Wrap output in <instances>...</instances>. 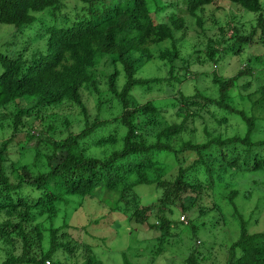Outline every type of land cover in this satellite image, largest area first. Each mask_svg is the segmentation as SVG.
Wrapping results in <instances>:
<instances>
[{
	"label": "trees",
	"instance_id": "16d2710c",
	"mask_svg": "<svg viewBox=\"0 0 264 264\" xmlns=\"http://www.w3.org/2000/svg\"><path fill=\"white\" fill-rule=\"evenodd\" d=\"M148 1L80 0L88 7L81 5V10H74L76 19L70 27H44L41 24L36 27L34 38H42L44 45L29 52L27 48L17 49L19 37L28 28H35V13L46 9L61 10L62 1L0 0V25L13 27L12 40L6 45L13 46V51L3 53L0 50V129L7 126L11 131L10 138L0 144V243L11 247L2 264H63L60 253L67 254L69 260L74 258L78 243L63 231L72 227L65 224L50 229L47 232L48 248L44 251V234L36 223V218L43 216L53 220L58 214V205L67 204L70 197L93 198L97 189L105 195L117 194L112 211H119L117 205L122 202L131 208L130 222L139 226L147 225L146 214L153 211L157 221L148 227L159 231L158 244L163 246L173 224L181 223L167 217L163 212L165 208L172 214V207L179 206L184 218H188L186 225H190L192 214L197 219L219 210L214 202L208 209L200 206L205 187L219 188L216 184H222L228 176L239 172L264 170V139H255L258 127L264 132V81L259 83L260 71L254 78L256 83H251L256 90L245 98L229 96L239 78L249 72L241 68L229 79L213 75L212 82L218 87L215 95L203 93L198 87H194L191 95L176 90L173 98L159 102L163 106L153 100L139 102L134 95L136 90L150 93L160 87L171 88L167 86L169 84L187 82L190 75L184 70H188L190 64L179 56L175 33L186 29L184 15L193 19L196 27L204 32L202 14L219 1L255 14L256 20L248 27L230 24L226 29H220V38L215 42L208 37L204 56L210 61L222 52L235 53L243 45L264 47L261 1ZM164 10L168 11L163 13ZM61 17L67 20L62 14ZM165 41L170 47L154 53L153 48ZM155 54L166 64L168 77L137 78L139 69L155 59ZM180 60L182 64H176ZM101 65L120 66L122 71L115 69L107 74ZM245 66L250 68L249 63ZM121 74L124 82L119 86L117 78ZM100 77L106 79L108 101L115 102L121 113L114 120L91 119L88 112L83 91L92 90L98 96L102 95L98 89ZM239 89L243 91L245 87ZM245 102L246 108L243 107ZM164 106H171L180 121L165 123L160 115ZM64 107L79 112L84 129L73 133L69 129L71 122L64 120L60 125L68 133L61 138V131L57 132L58 125H55L58 114L53 110ZM202 111L209 112L210 116L217 114L223 122L231 118L244 123L245 132L195 142L188 135L189 121L201 117ZM112 124L124 131L119 139L120 148L103 157L89 155L86 142L90 139L98 147L117 141L118 128L112 132L106 129ZM21 132L36 143L33 148L35 163L43 158L38 150L40 146L49 151L44 156L46 172L33 175L27 166L15 168L14 163L8 170L10 144ZM159 153L170 154L177 161L181 154L190 153L194 160L187 167L179 164L170 180L158 177L151 180L146 172L148 167L162 170L156 167L158 163H153ZM35 163L32 167L37 166ZM192 172H202L207 186L196 177L191 178ZM139 185H155L161 194L160 206H139L135 191ZM236 196L237 191L227 195L233 206ZM107 200L110 205L111 201ZM197 209L200 214L196 213ZM234 214L240 232L237 240L230 244L226 264H264V230L248 233L247 223L235 206ZM191 230L195 233L198 227L192 225ZM195 243L200 244L198 240ZM82 245L85 254L81 264H102L93 255L90 245ZM195 247L192 250L197 252ZM161 252L158 248L157 253ZM198 255L192 252L186 263L198 264ZM123 264L131 263L124 258Z\"/></svg>",
	"mask_w": 264,
	"mask_h": 264
},
{
	"label": "rangeland",
	"instance_id": "374dc122",
	"mask_svg": "<svg viewBox=\"0 0 264 264\" xmlns=\"http://www.w3.org/2000/svg\"><path fill=\"white\" fill-rule=\"evenodd\" d=\"M61 1L63 5L61 10L46 9L41 13L34 14L36 17L35 28H28L24 31V34L16 42L17 49L24 50L27 48L29 52L33 49H41L44 45L43 39H35L33 35L37 30V26L41 24L44 27L60 26L68 28L76 19L74 10H81V5L88 7L82 4L80 0ZM260 1L262 13L264 14V0ZM160 5L161 2H159L158 8H160ZM167 11L164 10L163 13ZM61 14L67 20H63ZM202 15L204 32L196 27L193 19L184 15L186 29L181 33H175L176 46L180 52L179 56L181 60L183 59L190 64L188 70H184L190 75L187 82H183V84H169L167 86L171 88L160 87L153 89L150 93L136 90L134 91V95L137 101L143 103L147 100H153L160 105L159 102L165 103L163 100L173 98L176 90H181L185 95H191L194 92V87H198L203 93L208 95H215L218 87L212 82L213 75L216 74L218 77L229 79L236 75L240 68L245 71L249 70V72L239 78L236 86L230 89V97L241 95L245 98L248 94L253 93L256 87L251 83H256L254 78L258 76L257 71H260L259 78L261 79L259 83L264 81L262 79L264 76V47L261 45H243L238 50L240 51L238 54V51L235 53L225 52L224 54L222 52L218 58L214 57L210 61L204 56L208 45V37L213 38V42L217 41L220 38V29H226L230 24H244L248 27L250 23L256 20V15L224 1H219L209 6ZM12 28V26L0 25V50L3 53L13 51V46H6L12 40ZM165 47H170L168 41L154 47V53H158ZM224 47L225 45L221 50H224ZM154 58L139 69L136 75L137 78L168 77V74H166V64L160 61L159 59L161 58L156 54ZM181 60L177 61L176 64H182ZM246 63L250 64V68L245 66ZM101 68L107 74L112 73L115 69L116 71H122L120 66L109 65L102 66ZM184 71L180 72V74L182 75ZM122 74L117 78L119 86L124 82ZM240 87H245V90L241 91ZM98 89L100 94H102L100 96L92 92V90L86 89L83 91L91 119L95 117H99L101 120L119 118L121 113L118 105L115 102L108 101L106 96L108 88L105 78L100 77ZM247 106L248 104L245 102V106L243 107L246 108ZM53 111L58 114L55 125H58L57 132L61 131V138H65L68 133V130L60 125V122L64 120L71 122L69 129L73 133H78L84 129L83 117L80 116L76 109L64 107L61 110L54 109ZM209 114L207 111H202L200 113L201 117L189 121L191 123L188 127V135H190L193 141L200 143L207 137H230L245 132L246 127L244 123L240 124L237 120L231 118L223 122V119H220L221 117H218L217 114H215L216 116H210ZM160 115L163 116V121L167 124L179 122L181 119L177 118L171 106L162 107ZM41 128L42 125L39 126V129ZM116 128L118 126L112 124L106 129L112 132ZM99 133L104 135L103 131ZM123 133V129L119 127L116 132L117 141L100 147L94 145L93 139H90L86 142V146L89 148L88 154L95 157H103L119 149L121 146L119 139ZM10 135L11 131L7 126L4 129H0V144L9 139ZM180 138L184 140L183 137ZM255 139H264V132L260 130V127L255 132ZM34 146H36L35 141L28 140L22 132L17 134L9 147L8 170H11L10 165L14 163L15 168L27 166L33 175L39 172H46L48 167L44 156L49 151L40 146L38 150L43 158L35 163ZM193 160L194 155L190 153L181 154L178 159L179 162L170 154L159 153L153 158V163L154 165L158 163L156 167H160L162 170L148 167L146 172L151 180L157 177L170 180L176 174L179 164L187 167L191 165ZM33 163L37 166L32 167ZM190 175L191 178L196 177L206 185L202 172H198L197 174L192 172ZM11 179L13 180V177ZM216 185L219 188L212 189L210 187L207 189L205 187L201 200L202 205L200 206L208 209V206L214 202L219 210L210 211L204 216H198L197 219H194L192 214L190 225L184 224V222H187V217H185L184 221H181V216L184 213L180 210L179 206L172 207V214L165 208L163 212L167 217L172 221H179L181 223L173 224L170 236L165 240L163 246L160 243L158 244L159 231L148 227L149 224H155L157 221L155 218L156 213L153 211L146 214L148 217L146 221L147 225L143 224L139 226L130 222L131 208H127L122 202H118L117 208L119 211H112V205L114 206L118 198L117 194L109 193V195H105L102 190L97 189L93 198L70 197L67 204L58 205V214L53 220L46 218V216L36 218V223L40 225L41 231L44 234L42 249L46 251L48 248L47 232L50 229L60 228L66 224L72 228H66L63 231L70 239L78 243V249L75 253L76 256L71 260L67 259V254L60 253V260L63 264H81L84 261L82 255L85 254V251L82 244L90 245L93 255L102 264H123L124 258L131 264H187L186 260L192 252L199 254L196 260L200 264H226L228 260L227 251L230 244L237 240L240 232L239 221L236 217L237 215L234 214V206L247 223L248 233H258L264 230V170L239 172L235 176H228L222 184ZM135 191L139 197V206H160L159 199L161 194L155 185H139L135 188ZM231 191H237V196L233 199L234 206L227 198V195ZM107 198L111 201L110 205L107 204ZM196 213L200 214L198 209ZM192 225L198 227L195 233L191 230ZM197 240L200 243L199 245L195 243ZM195 245L197 246L195 247ZM193 247L196 248L197 252L192 250ZM158 248L162 250L161 254L157 253ZM7 249H11L9 244L4 245L0 243V264L7 257Z\"/></svg>",
	"mask_w": 264,
	"mask_h": 264
},
{
	"label": "clouds",
	"instance_id": "9594fccd",
	"mask_svg": "<svg viewBox=\"0 0 264 264\" xmlns=\"http://www.w3.org/2000/svg\"><path fill=\"white\" fill-rule=\"evenodd\" d=\"M185 220V218H184V216L182 215V217H181V221H184ZM184 224H186V222H184Z\"/></svg>",
	"mask_w": 264,
	"mask_h": 264
},
{
	"label": "built area",
	"instance_id": "2783aa9c",
	"mask_svg": "<svg viewBox=\"0 0 264 264\" xmlns=\"http://www.w3.org/2000/svg\"><path fill=\"white\" fill-rule=\"evenodd\" d=\"M46 264H48V263H46Z\"/></svg>",
	"mask_w": 264,
	"mask_h": 264
}]
</instances>
